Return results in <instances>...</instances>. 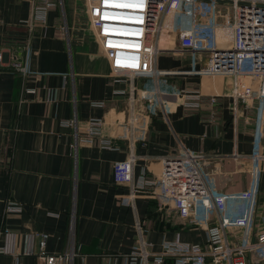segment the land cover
<instances>
[{"label":"crops","instance_id":"1","mask_svg":"<svg viewBox=\"0 0 264 264\" xmlns=\"http://www.w3.org/2000/svg\"><path fill=\"white\" fill-rule=\"evenodd\" d=\"M52 1L45 23L34 22L28 30L23 21L39 0H0V230L13 234L0 238V246L12 250L0 253V264H35L33 255L22 250H37L36 233L47 235L44 248L49 252L64 250L71 233L74 250L83 255L82 262L74 256L72 264H100L107 261L102 254H126L137 243L136 225L153 251L163 240L202 244L203 231L160 209L151 188L128 198L129 186L113 181L112 164L130 151L133 178L142 168L153 177L162 156L200 152L210 190H245L251 181L255 108L233 100L231 76L190 73L189 54L175 51V38L161 44L166 24L155 38L160 50L153 65L169 73L159 79H114L89 28L83 1ZM24 43L31 78L22 82L9 61L23 55ZM202 65L198 61L195 69ZM22 86L33 92L23 93L20 102ZM140 87L198 93L199 105L192 108L182 104L181 96L166 97L162 109L149 116L143 138H135L139 126L126 131L123 125L130 115L147 112L146 103L134 97ZM91 118L100 120L99 136L113 148H101L86 136ZM263 198L264 173L257 215L264 213ZM8 200L19 204L20 212L5 211ZM209 216L213 222L214 213Z\"/></svg>","mask_w":264,"mask_h":264},{"label":"built area","instance_id":"2","mask_svg":"<svg viewBox=\"0 0 264 264\" xmlns=\"http://www.w3.org/2000/svg\"><path fill=\"white\" fill-rule=\"evenodd\" d=\"M53 5L52 0L33 4L30 18L23 21L28 30L34 22L44 24ZM84 7L99 53L106 59L114 79L135 76L159 79L169 73L156 69L153 61L160 50L155 38L161 28V16L171 10L175 51L189 54V72L211 78L230 75L233 100L256 110L255 138L249 156L251 181L245 190L235 193L210 190L201 171L205 156L200 152L182 150L166 154L160 158L157 176L147 177L142 168L135 179L130 151L127 158L115 161L113 181L129 186L128 198L133 199L137 192L151 188L150 194L156 198L159 208L173 211L185 226L200 228L204 242L163 240L159 250L153 251L136 225L137 243L123 255H100L107 260L100 264H165V260L171 264H264V213H255L264 173V0H85ZM22 49L23 55L12 57L9 66L23 82L31 75L27 67L28 44L24 43ZM198 61H203V65L195 69ZM27 92L33 89L22 86L20 102ZM134 95L147 106L146 114H132L124 122L126 131L139 126L140 132L136 131L135 138H143L149 116L162 109L166 97L181 96L182 104L192 108L199 105L198 93L181 89L165 92L140 87L134 90ZM67 123L74 124V121ZM99 124V119H89L85 125L86 136L101 148H113L108 139L100 138ZM71 146L74 148L75 144ZM4 209L20 212L21 207L8 200ZM210 212L215 216L213 222ZM12 235L10 231L0 230V238H12ZM34 237L37 250L25 246L22 253L33 255L35 264H72L76 255L83 260V255L73 248L71 233L66 248L60 252L45 250V233H36ZM25 239V242L31 241L29 236ZM11 252L0 246V253Z\"/></svg>","mask_w":264,"mask_h":264},{"label":"rangeland","instance_id":"3","mask_svg":"<svg viewBox=\"0 0 264 264\" xmlns=\"http://www.w3.org/2000/svg\"><path fill=\"white\" fill-rule=\"evenodd\" d=\"M82 1H83V4H85V0H82ZM173 16H174V14H173V12L171 10H169L165 14L163 13L162 16H161V24H160V26L166 24V33L163 34V36H161L162 37V43L161 44H163V46L167 45V43H168V39L167 38L172 39V36H173V33H172L173 32V27L172 26L174 24ZM160 31L161 30L158 31L157 35L158 34L160 35ZM222 76H230V75H222Z\"/></svg>","mask_w":264,"mask_h":264}]
</instances>
